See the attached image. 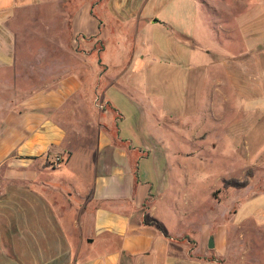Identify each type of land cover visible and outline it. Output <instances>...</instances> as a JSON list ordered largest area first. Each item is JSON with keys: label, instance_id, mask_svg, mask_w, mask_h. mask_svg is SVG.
Listing matches in <instances>:
<instances>
[{"label": "rangeland", "instance_id": "1", "mask_svg": "<svg viewBox=\"0 0 264 264\" xmlns=\"http://www.w3.org/2000/svg\"><path fill=\"white\" fill-rule=\"evenodd\" d=\"M199 1L205 25L202 15L193 18L191 5L178 11L174 4L170 21L180 31L156 25L116 40L112 52L126 49L128 61L108 62L97 51L87 55L81 50L94 43L68 35L67 72L76 70L92 89L101 80L99 96L109 84L106 76L119 75L106 95L122 113L123 137L152 143L149 130L166 144L155 148L158 156L188 153L176 164L188 174L178 175L184 186L174 193L178 203H163L169 229L187 231L172 243L180 256L206 260L189 264H264V0ZM154 156L141 168L151 177ZM163 164L159 157L156 165ZM6 169L0 167V264H72L86 243L75 221L82 214L80 196L59 181L39 204L28 191L35 185L11 179ZM52 171L68 174L69 168ZM246 177L245 187L223 184L224 178Z\"/></svg>", "mask_w": 264, "mask_h": 264}, {"label": "crops", "instance_id": "2", "mask_svg": "<svg viewBox=\"0 0 264 264\" xmlns=\"http://www.w3.org/2000/svg\"><path fill=\"white\" fill-rule=\"evenodd\" d=\"M190 5L193 18L202 15L205 25L199 0H0V167L7 164L8 177L35 185L28 191L39 204L59 181H67L80 196L82 214L75 221L84 228L86 243L72 264L206 261L189 252L180 256L172 243L187 231L175 235L164 221L169 213L163 203H178L174 193L184 187L178 175L188 177L181 165L176 167L188 153L171 150L158 156L155 148L166 144L149 130L145 135L152 143L146 137L141 143L123 137L122 113L106 95L108 87L119 84V75L106 76L109 84L99 96L101 80L92 89L76 70L67 72L66 64L70 34L78 43H94L81 50L87 55L97 51L108 62L121 56L128 61L126 49L112 52L116 40L123 43L125 33L136 36L156 25L178 31L169 11ZM144 112L141 108L146 120ZM153 155L156 175L151 177L141 168ZM56 156L68 174L52 171ZM159 157L162 167L156 165ZM146 212L162 220L171 237L145 224Z\"/></svg>", "mask_w": 264, "mask_h": 264}, {"label": "trees", "instance_id": "3", "mask_svg": "<svg viewBox=\"0 0 264 264\" xmlns=\"http://www.w3.org/2000/svg\"><path fill=\"white\" fill-rule=\"evenodd\" d=\"M252 175L253 171L249 170L248 175ZM249 183V178L246 177L244 180H239L236 178H224L223 184L225 187L233 186V187H245ZM144 222L145 224L152 226L158 230H160L166 237H171L170 232L166 225L156 217L150 215V213H146L144 216Z\"/></svg>", "mask_w": 264, "mask_h": 264}, {"label": "built area", "instance_id": "4", "mask_svg": "<svg viewBox=\"0 0 264 264\" xmlns=\"http://www.w3.org/2000/svg\"><path fill=\"white\" fill-rule=\"evenodd\" d=\"M63 162V159L61 156H56L55 158H53L52 160V166L53 167H59Z\"/></svg>", "mask_w": 264, "mask_h": 264}, {"label": "water", "instance_id": "5", "mask_svg": "<svg viewBox=\"0 0 264 264\" xmlns=\"http://www.w3.org/2000/svg\"><path fill=\"white\" fill-rule=\"evenodd\" d=\"M102 62V59H100V57H99V64ZM208 246L210 247V248H213L214 246H215V242H214V237H211V239H210V241H209V243H208Z\"/></svg>", "mask_w": 264, "mask_h": 264}]
</instances>
